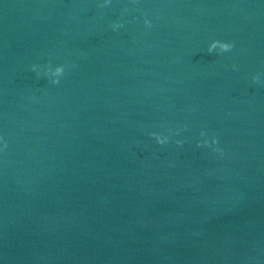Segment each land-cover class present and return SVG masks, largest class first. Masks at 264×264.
I'll return each instance as SVG.
<instances>
[{
    "label": "water",
    "instance_id": "95a60500",
    "mask_svg": "<svg viewBox=\"0 0 264 264\" xmlns=\"http://www.w3.org/2000/svg\"><path fill=\"white\" fill-rule=\"evenodd\" d=\"M0 264H264V0H0Z\"/></svg>",
    "mask_w": 264,
    "mask_h": 264
},
{
    "label": "clouds",
    "instance_id": "9594fccd",
    "mask_svg": "<svg viewBox=\"0 0 264 264\" xmlns=\"http://www.w3.org/2000/svg\"><path fill=\"white\" fill-rule=\"evenodd\" d=\"M145 24H150V22L148 20H145ZM119 27H121V25L119 23L113 25L114 30L118 29ZM233 47H234V45L232 43L222 42V41H218V40H213L208 45L207 51H208L209 54H211L214 51H218L219 53H225V52L231 51ZM32 70L34 72H36L37 75L40 74L39 66L32 65ZM63 73H64L63 66H56L54 70L51 67H49L46 70V75L50 76L51 82L53 84H58L59 83V77L62 76ZM253 80L254 81H258L259 80V76H254ZM169 132L171 133V129H169ZM200 134H201V136H205L206 135V133L204 131H201ZM150 135L155 138V140H156V142L158 144H161V145L166 144L168 142V140H169V136L163 135L161 133L152 132V133H150ZM176 143L177 144H182L183 141L182 140H177ZM211 144L212 145L217 144V140H216L215 137L212 138ZM202 145L203 146H208L209 145V141L207 139L203 140L202 141ZM197 146L199 147V146H201V144L198 143ZM213 150L217 151V152H222V150L219 149V148H214Z\"/></svg>",
    "mask_w": 264,
    "mask_h": 264
}]
</instances>
